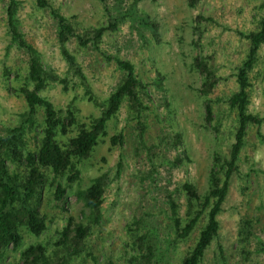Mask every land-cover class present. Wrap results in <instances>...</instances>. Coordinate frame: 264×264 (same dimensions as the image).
Instances as JSON below:
<instances>
[{
  "label": "rangeland",
  "instance_id": "374dc122",
  "mask_svg": "<svg viewBox=\"0 0 264 264\" xmlns=\"http://www.w3.org/2000/svg\"><path fill=\"white\" fill-rule=\"evenodd\" d=\"M19 1L21 29L26 39L39 48L47 69L68 79L66 89L54 81L42 91L62 115L70 103L75 107L78 123L101 114V104L121 77L116 61L108 60L107 55L133 62L154 96L152 102L144 97L148 107L139 118L130 114L124 102L108 121L107 134L79 164L80 178L69 186L66 176L56 180L66 189L60 201L55 199L56 185H51L53 174L48 172L44 194L39 199L46 214L45 235L52 239L57 236L68 215L64 207H69L74 216L89 214L77 192L102 175L106 182L102 218L86 239V246L95 251L98 263L114 260L125 264V252L128 259L137 254L128 244L136 238L135 234L145 233L143 226H149L154 228L155 244L162 248L159 264H180L199 235L205 214L192 235L175 240L170 200L179 205L184 225L188 220L187 196L182 185L189 181L201 193L207 190L213 153L219 152L222 158L229 155L235 128L234 113L225 102L213 103L214 118L220 117L216 131L214 121L205 120L204 97L197 91L201 81L190 69L192 58L206 56L216 69L220 80L213 99H225L236 91L237 69L248 52V40L240 33L258 28V19L264 14L262 0H197L194 6L188 0H141L136 5L132 0H49L51 7L77 23L78 29L113 24L97 49L90 45L85 49L76 37L68 43L70 52L77 57L79 66L75 67L86 80L69 67L61 52L51 8H40L35 0ZM7 2L0 0V135L8 126L19 123L25 101L17 90L28 83L27 54L15 46L8 48ZM145 20L154 21L156 26L146 25ZM251 78L250 111L264 116V45ZM87 87L99 105L89 100ZM139 119L145 126L143 138ZM75 126H71L68 135L59 134L58 140L66 142L75 134ZM120 132L125 135L123 144L113 145L112 136ZM178 133L181 138L175 145ZM246 140L240 168L222 205L219 235L200 264H222L221 247L229 264H264V123L251 126ZM248 213L259 214L262 219L254 223V236L245 244L238 231ZM136 220L140 225L142 222V227L133 232ZM33 240L26 236L25 244ZM12 249L10 246L0 264L18 261L19 252ZM71 264L94 262L84 251Z\"/></svg>",
  "mask_w": 264,
  "mask_h": 264
},
{
  "label": "trees",
  "instance_id": "16d2710c",
  "mask_svg": "<svg viewBox=\"0 0 264 264\" xmlns=\"http://www.w3.org/2000/svg\"><path fill=\"white\" fill-rule=\"evenodd\" d=\"M40 8H51V14L57 21V39L61 52L69 63V67L76 73H81L76 55L68 48L71 37H76L85 49L89 45L98 48L106 31L113 27L100 25L98 27H82L78 29L77 23L70 21L59 10L51 7L49 0H35ZM106 2V0H99ZM138 4L141 0H132ZM197 0H188L190 6H194ZM260 7L264 9V0ZM20 1L8 0L5 14L7 34L10 36L8 48L16 47L24 50L28 56V83L18 88L25 101V110L20 114V121L14 126H8L3 135H0V259L7 255L10 246L12 250L19 252V259L10 264H71L73 258L82 252L92 258L94 264L98 263V256L92 248L86 246L94 224L102 218L103 195L105 191V179L100 175L93 179L86 188L77 192L78 199L89 210V214L74 216L69 207H64L68 213L63 226L57 230L54 239L47 237L46 214L40 207V198L44 194L48 172L53 174L51 185H56L55 199L60 201L64 197L65 187L59 177L66 176L67 185L80 178L79 164L88 158L101 137L107 134L108 121L119 111L124 102H127L130 114L139 118L148 107L144 102L146 96L152 102L151 89L148 83L136 72V66L129 59L119 56L107 55L108 60L114 59L120 71V79L106 100L101 104L102 111L89 122H77L75 107L69 104L62 115L56 109L53 102L42 95V91L49 82L58 81L67 88L68 79L46 68L42 53L39 48L26 39L21 29L19 16ZM201 19V17L199 16ZM146 25L156 26L154 21L145 20ZM77 29L79 31H77ZM156 33V32H155ZM248 40V52L246 58L238 66L236 82L238 88L225 99L212 95L218 87L220 77L216 69L206 56L196 55L192 58L190 69L200 78L198 92L204 97V116L206 121H214L213 129L219 128L214 118L213 103L225 102L227 108L233 111L235 128L233 131V143L230 153L222 158L219 152L213 153V162L207 181V190L201 193L192 182L186 181L182 189L187 196V217L183 225L179 205L170 200L172 229L175 231V240L186 238L193 234L199 220L205 214V223L201 225L199 235L193 246L182 258L180 264H200L209 246L220 232V213L225 202L231 180L240 168L241 152L247 142L248 130L251 126H261L264 116L250 111V88L252 86L251 72L258 60V54L264 45V14L258 19V28L247 33H240ZM80 77L86 80L83 73ZM86 93L91 102L99 105L90 87ZM220 122V120L218 119ZM76 125V132L68 137L66 142L58 140V135L66 136L71 126ZM140 134L143 138L144 122L139 119ZM262 136V135H261ZM125 135L120 132L111 138L113 145L123 144ZM181 134L173 144H179ZM30 140L33 142L30 143ZM143 140V139H142ZM121 166V162H119ZM155 169V168H154ZM85 213V212H83ZM85 217V218H84ZM259 214L248 213L240 224V240L247 244L254 236V223L260 222ZM133 232L139 231L142 222L136 220ZM145 233L135 234L129 246L136 250L130 258H126L125 264H159L161 262V247L156 243L154 228L143 226ZM26 236L34 238L25 244ZM40 238H42L40 240ZM169 242V240H167ZM222 264H229V259L220 248ZM103 264H123L119 261L109 260ZM259 264V263H256Z\"/></svg>",
  "mask_w": 264,
  "mask_h": 264
}]
</instances>
